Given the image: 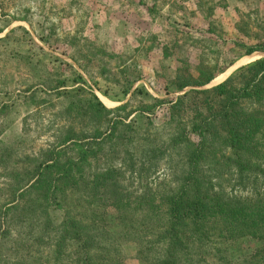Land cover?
<instances>
[{
  "label": "rangeland",
  "instance_id": "374dc122",
  "mask_svg": "<svg viewBox=\"0 0 264 264\" xmlns=\"http://www.w3.org/2000/svg\"><path fill=\"white\" fill-rule=\"evenodd\" d=\"M261 39L264 0H0V264H78L71 242L56 251L66 212L87 224L90 250L100 261L163 264L167 243L160 234L165 219L160 194L174 185L179 164L173 156L171 162L164 157L155 167H140L137 154L151 116L146 106L189 89H210L229 77L231 87H240L241 68L264 59V51L246 53ZM254 54L259 57L251 59ZM230 60L209 83L174 90L178 66L195 75L200 62L216 70ZM92 95L107 109L126 107L107 116L92 113ZM126 114L128 127L117 122L110 129L113 117L120 121ZM68 130L86 140L101 133L105 144L90 158L85 176L92 181L107 167L118 169V198L101 185L70 178L57 181V196L49 203L36 200L32 191L20 195L48 151L64 149ZM165 133L153 132L152 139H158L153 145L161 146ZM262 169L240 180L222 166L211 173V182L225 195L264 206ZM145 189H151L146 200ZM142 200L154 206L153 216L134 210ZM231 219L224 216L208 226L204 245L186 242L185 254L174 264L264 263V249L255 256L264 232L251 236L248 222ZM219 232L230 236L224 246Z\"/></svg>",
  "mask_w": 264,
  "mask_h": 264
},
{
  "label": "trees",
  "instance_id": "16d2710c",
  "mask_svg": "<svg viewBox=\"0 0 264 264\" xmlns=\"http://www.w3.org/2000/svg\"><path fill=\"white\" fill-rule=\"evenodd\" d=\"M254 51H264V39L250 47L246 53ZM231 61L216 70H211V67L200 62L195 67V75L190 68L178 66L174 90L183 91L188 87L209 83L215 73L231 65ZM238 77L242 81L240 87H231L232 77H229L210 89H189L175 99H155L154 103L146 106V110L151 111V116L147 118V135L142 138L137 154L140 167L143 168L145 164L155 167L156 160L164 157L170 158L171 162L173 156L179 164H176L174 169V185L162 188L160 194L159 205H163L165 214L160 234L167 243L163 264H174L177 255L183 257L189 241L200 240L201 245H204L210 228L208 226L224 216L234 217L231 221H243L242 224L248 222L249 225L244 226H250L249 228L254 230L251 236L264 232L263 205L253 207L248 197L225 195L222 191H217L211 182V173L219 172L222 166L238 174L240 180L252 172L263 171L264 146L259 142L264 143V59L242 67ZM92 98V113L103 112L107 116L126 107L125 104L107 109L94 95ZM156 107L158 110L155 112ZM126 118L127 114L119 118L120 121L113 117L110 129L117 122L128 127ZM160 129L166 132L165 141L161 146L153 145L152 142L158 139H152V133ZM73 134L68 130L63 137V150L48 151L49 156L35 167L29 177L27 189L20 195L32 191L36 200L49 203L57 196V181L70 178L72 183L74 179L76 182L82 180L84 185L89 187L93 183L95 187L101 185L105 193L118 198V169L107 167L92 181L85 176L84 170L90 164V158L95 159L105 144L104 138L100 137L101 133L96 130L91 140L74 138ZM98 137L101 139L97 140ZM144 192L142 198H150L151 189H145ZM116 198L112 199L111 206L116 205ZM52 202L59 203L58 199ZM142 202L144 201L137 204L138 207H134V210H137V213L148 212L152 215L150 208L154 206L149 207L148 203ZM248 217H251L249 221ZM87 227L86 223L72 218L69 212H66L56 234V251L60 252L63 244L69 241L74 247L76 263L106 264L91 252L93 241ZM218 235L219 245L224 246L230 239V236H222L221 232ZM260 244L262 247L256 251L255 256H259L264 249V241L261 239ZM217 249L220 251V247ZM244 262L264 264L253 259Z\"/></svg>",
  "mask_w": 264,
  "mask_h": 264
},
{
  "label": "bare ground",
  "instance_id": "6f19581e",
  "mask_svg": "<svg viewBox=\"0 0 264 264\" xmlns=\"http://www.w3.org/2000/svg\"><path fill=\"white\" fill-rule=\"evenodd\" d=\"M256 57H259V54H254V55L250 56L251 59H254Z\"/></svg>",
  "mask_w": 264,
  "mask_h": 264
}]
</instances>
